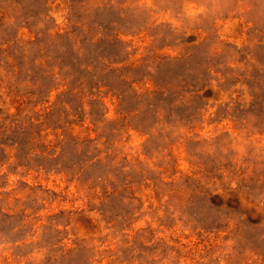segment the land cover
Returning <instances> with one entry per match:
<instances>
[{
    "label": "rangeland",
    "instance_id": "obj_1",
    "mask_svg": "<svg viewBox=\"0 0 264 264\" xmlns=\"http://www.w3.org/2000/svg\"><path fill=\"white\" fill-rule=\"evenodd\" d=\"M0 264H264V0H0Z\"/></svg>",
    "mask_w": 264,
    "mask_h": 264
}]
</instances>
